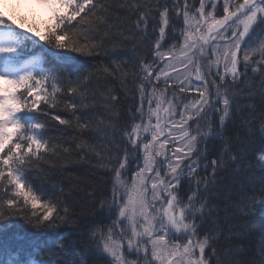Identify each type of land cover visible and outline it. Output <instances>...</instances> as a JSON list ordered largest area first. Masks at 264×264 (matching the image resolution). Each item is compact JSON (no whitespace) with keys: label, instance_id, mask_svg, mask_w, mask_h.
<instances>
[{"label":"snow or ice","instance_id":"6c2138e0","mask_svg":"<svg viewBox=\"0 0 264 264\" xmlns=\"http://www.w3.org/2000/svg\"><path fill=\"white\" fill-rule=\"evenodd\" d=\"M37 3L51 14L50 23L44 35L27 31L56 48L109 55L131 43L133 56L113 60L65 85L49 84L31 72L19 78L0 74V231L14 218L38 230L76 224V212L62 198L75 191V185L66 191L61 183L50 181L53 195L45 199L25 174L35 169L50 180L55 170L92 157L98 161L96 168L111 173V185L107 196L97 197L100 190L95 187L86 195L97 199L98 208L115 206L118 216L109 225L87 229L84 252L69 249L61 239L39 260L14 255L0 258V264H88L85 254L94 253L106 255L110 264H212L213 257L215 264H253L242 256L246 248L239 241L247 234L245 218L256 203L264 204V183L258 191L231 201L242 221L229 224L225 232L220 208L208 203L207 190L216 183L217 170L229 160H239V153L226 144V160L206 162L204 167L210 165L211 170L204 175H198L197 153L200 137L211 134L210 113L220 112L223 129L237 97L254 96L257 87L264 86V37L256 47H243L264 17V0ZM4 22L0 13V25ZM14 51L0 48V54ZM129 97L135 104L122 111ZM21 112L51 115L74 134L41 138L39 133L47 127L42 122L26 132ZM256 119L249 113L241 123L251 132ZM259 128L264 132V115ZM138 154L142 163L129 176V159ZM243 167L264 175V151ZM184 177L191 182L187 196L180 193ZM208 216L213 227L200 235L198 228ZM257 250V264H264V239Z\"/></svg>","mask_w":264,"mask_h":264},{"label":"trees","instance_id":"16d2710c","mask_svg":"<svg viewBox=\"0 0 264 264\" xmlns=\"http://www.w3.org/2000/svg\"><path fill=\"white\" fill-rule=\"evenodd\" d=\"M121 14L126 13L122 12ZM262 30H264V22L257 26L256 32ZM43 41L46 45H49L58 52V56L56 57L58 66L57 68L53 67L56 71L53 82L59 85L83 80L89 72L96 71L102 65H111L113 60H129L133 56L131 50L133 45L131 43L124 45L121 49L109 55H87L71 49L56 48L53 43L46 40ZM99 83L103 86L106 82L101 79ZM100 90H103V87ZM262 98H264V86L257 87L254 96L237 97L236 102L232 106V116L230 115L223 129L220 127V112L214 109L210 113L211 134L201 136L199 139L200 147L197 154L199 155L200 165L204 169V172L202 174L198 173V175H204L211 170L210 165L208 168H205L204 165L213 158L226 160L229 154L224 151L226 144L230 146V149L237 150L240 156L239 160H229L227 161L226 167L217 170L216 183L207 190L210 193L208 203L210 205L216 204L220 208L219 216L222 220L221 227L225 232L228 231L229 224L238 225L242 221V218H239L232 208L231 201L245 194L258 191L260 185L264 183V175L259 170H250L243 167L244 162L250 159L256 152L264 151V132L260 131L259 128V119L264 115V99ZM250 103H255L256 108H250ZM123 104L124 108L121 109L122 111L129 104L134 106L135 100L133 97H129ZM49 111L60 116L67 115L63 111L57 112L52 109ZM249 113H252L257 118L251 124V132H249L248 126L241 123L243 119L248 118ZM32 114L36 122H42L47 125L46 129L39 133L41 138L67 137L74 134L72 130L65 129L57 124L51 115H44L42 113ZM90 159V162H74L66 165L63 169L55 170L50 180L43 179L42 175L35 169L25 174L26 179L31 182L36 192L45 199L53 195L50 181L61 183L66 191L75 185V191L71 193L65 192L62 198L76 212L77 223L74 225L63 224L55 229L47 228L38 230L32 228L22 218H14L5 230L0 231V256L9 255V252L12 253L17 248L21 252H29L32 246L36 245V251L41 257L43 254L49 253V248L54 251V242L61 239L69 249H78L84 252V245L88 242L87 229L96 224L109 225L117 218L118 209L115 206L111 209L98 208L97 199L86 195L87 191H91L95 187L100 190L97 193V197L101 194L107 196L111 185V173L107 170L96 168L95 165L98 161L95 157ZM140 159V154L129 159L127 165V174L129 176L137 168ZM237 165H240V167L238 168ZM182 182V187L180 188L181 195L187 196L191 191V182L187 177H184ZM201 192L205 194V190L202 189ZM254 207L255 211L245 218L247 221V234L239 242L246 248V253L242 254V256L246 259L250 258L253 264H257V262H260L257 246L264 239V214L261 210L260 203H256ZM212 227L211 216H208L200 224L198 232L200 235H204ZM7 235L19 238L21 243L11 244L6 238ZM7 245L9 246L5 248L4 246ZM12 246L16 247V249H12ZM210 251L211 249H209ZM85 258L88 264H110L106 255L95 253L92 255L85 254ZM21 259L24 260L23 257ZM212 264H215V257L212 258Z\"/></svg>","mask_w":264,"mask_h":264},{"label":"rangeland","instance_id":"374dc122","mask_svg":"<svg viewBox=\"0 0 264 264\" xmlns=\"http://www.w3.org/2000/svg\"><path fill=\"white\" fill-rule=\"evenodd\" d=\"M21 12L25 14H28V18H25L24 21L26 22L28 28H31L33 32H41L46 30L48 26V22L45 20V12L47 11L45 8L40 6L37 3V0H21ZM9 5H13V3L10 1ZM27 6H30L29 10L26 8ZM31 9V10H30ZM48 17V16H47ZM41 35V34H40ZM261 41V39L253 38L251 41H248L247 44L244 46L245 48L248 47H256L257 44ZM177 67H181V65H177ZM170 72H172L171 69H169ZM262 212L264 213V204H263ZM118 216V214H117Z\"/></svg>","mask_w":264,"mask_h":264},{"label":"bare ground","instance_id":"6f19581e","mask_svg":"<svg viewBox=\"0 0 264 264\" xmlns=\"http://www.w3.org/2000/svg\"><path fill=\"white\" fill-rule=\"evenodd\" d=\"M7 240L11 243V244H20L21 240L19 238L16 237H11L10 235L6 236ZM12 249H16V247L12 246ZM49 252L53 251L50 248L48 249ZM15 251H13L12 253H14Z\"/></svg>","mask_w":264,"mask_h":264}]
</instances>
